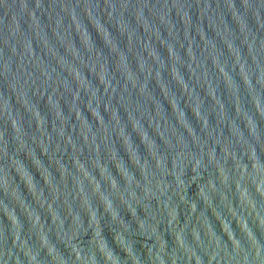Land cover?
<instances>
[{"label":"water","instance_id":"1","mask_svg":"<svg viewBox=\"0 0 264 264\" xmlns=\"http://www.w3.org/2000/svg\"><path fill=\"white\" fill-rule=\"evenodd\" d=\"M0 264H264V0H0Z\"/></svg>","mask_w":264,"mask_h":264}]
</instances>
